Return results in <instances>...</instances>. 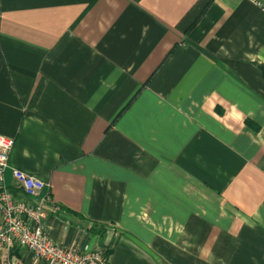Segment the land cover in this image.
<instances>
[{
	"label": "crops",
	"instance_id": "0c3cea01",
	"mask_svg": "<svg viewBox=\"0 0 264 264\" xmlns=\"http://www.w3.org/2000/svg\"><path fill=\"white\" fill-rule=\"evenodd\" d=\"M262 67L250 0H0L5 183L107 264H264Z\"/></svg>",
	"mask_w": 264,
	"mask_h": 264
},
{
	"label": "built area",
	"instance_id": "2783aa9c",
	"mask_svg": "<svg viewBox=\"0 0 264 264\" xmlns=\"http://www.w3.org/2000/svg\"><path fill=\"white\" fill-rule=\"evenodd\" d=\"M264 11V0H250ZM15 139L0 135V248L7 251L5 264H14L10 252L17 246L32 252L33 259L44 264H107L105 248L90 247L86 243L73 242L61 245L47 232V207L53 212L58 204L50 203L48 194L42 193L45 182L20 169H12V175L26 199H18L5 183L6 168Z\"/></svg>",
	"mask_w": 264,
	"mask_h": 264
},
{
	"label": "trees",
	"instance_id": "16d2710c",
	"mask_svg": "<svg viewBox=\"0 0 264 264\" xmlns=\"http://www.w3.org/2000/svg\"><path fill=\"white\" fill-rule=\"evenodd\" d=\"M263 68V72H264V67H262Z\"/></svg>",
	"mask_w": 264,
	"mask_h": 264
}]
</instances>
